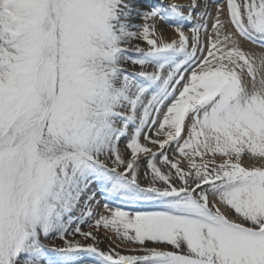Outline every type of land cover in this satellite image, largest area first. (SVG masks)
<instances>
[{
    "label": "snow or ice",
    "instance_id": "1",
    "mask_svg": "<svg viewBox=\"0 0 264 264\" xmlns=\"http://www.w3.org/2000/svg\"><path fill=\"white\" fill-rule=\"evenodd\" d=\"M0 264H264V0H0Z\"/></svg>",
    "mask_w": 264,
    "mask_h": 264
},
{
    "label": "rangeland",
    "instance_id": "2",
    "mask_svg": "<svg viewBox=\"0 0 264 264\" xmlns=\"http://www.w3.org/2000/svg\"><path fill=\"white\" fill-rule=\"evenodd\" d=\"M222 2V0H221ZM143 46V45H142ZM138 70V69H137ZM149 71H151V69H149ZM123 142L121 143V147L123 148ZM149 147H152V145H148ZM247 163L251 164L252 161H248ZM144 168L142 167L141 168V179L142 181L145 179L143 177V172H144ZM97 200L100 201V206L99 208L97 209V211H99L100 213H104V209H103V204L105 203L104 199L101 197V196H97ZM125 210H129L131 211L132 209L131 208H128L127 206H124ZM76 215H79V212L76 213ZM83 230L84 231H88L89 228L87 226H83ZM109 236H112V240H109V239H106L105 238V234L103 232V229H101V234H100V244H99V247L105 251H107L109 249V246L111 245L112 247H115V244L112 242L113 240H115V236H113L111 233L108 234ZM71 238V237H70ZM76 239H80V237H76ZM84 242V241H82ZM116 243H119V241L117 240ZM45 244L49 247H52L53 245H55L56 247H62L63 246V242L60 241L59 239L57 238H52V239H49L47 241H45ZM151 246V245H150ZM134 247H138L137 245H132V244H128L126 247L125 246H122L120 249H117L118 251H121L122 254L124 255H130V254H139V253H133V252H130L128 251V249H131V248H134Z\"/></svg>",
    "mask_w": 264,
    "mask_h": 264
},
{
    "label": "bare ground",
    "instance_id": "3",
    "mask_svg": "<svg viewBox=\"0 0 264 264\" xmlns=\"http://www.w3.org/2000/svg\"><path fill=\"white\" fill-rule=\"evenodd\" d=\"M176 2L187 3L188 0H176ZM213 3H215V0H213ZM169 34H170V32H169ZM245 47L248 48V49H253V50H256V51H260L259 49H256V47L254 45H251V44H246Z\"/></svg>",
    "mask_w": 264,
    "mask_h": 264
}]
</instances>
